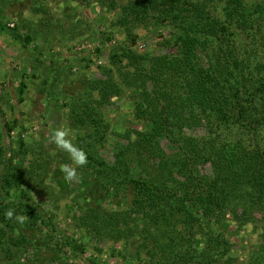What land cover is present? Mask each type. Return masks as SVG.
I'll return each mask as SVG.
<instances>
[{
  "label": "trees",
  "instance_id": "16d2710c",
  "mask_svg": "<svg viewBox=\"0 0 264 264\" xmlns=\"http://www.w3.org/2000/svg\"><path fill=\"white\" fill-rule=\"evenodd\" d=\"M96 2L109 14L102 47L111 49V75L102 85L83 82L82 94L50 95L67 107L74 96L84 100L74 143L88 155L93 190L83 203L61 207L45 185V151L0 107V264L19 261L31 247L43 251L41 243L58 264H108L101 261L106 251L117 264H219L233 247L226 222L263 224L254 213L264 214V0ZM141 29L160 33L156 44L166 53H142ZM18 30L9 31L27 49L33 37ZM132 86V107L121 114L132 126L114 140L108 163L99 155L113 139L107 111ZM162 140L177 151L168 153ZM32 180L45 190L37 192ZM101 198L124 204L110 210L96 202Z\"/></svg>",
  "mask_w": 264,
  "mask_h": 264
},
{
  "label": "rangeland",
  "instance_id": "374dc122",
  "mask_svg": "<svg viewBox=\"0 0 264 264\" xmlns=\"http://www.w3.org/2000/svg\"><path fill=\"white\" fill-rule=\"evenodd\" d=\"M91 2L92 5L84 6L72 0H0V24L8 30L0 31V107L5 119L15 122L16 128L20 129L25 124V140L34 144L37 150L43 148L42 151H45L43 154L46 162L43 161L42 168L46 176L45 185H48V190H51L57 199L62 200L61 207H64V203L75 200L83 203L88 190H93L94 178L91 171L84 166L78 168L80 179L65 181L59 170L63 161L58 157L69 155L51 142L53 132L61 125L73 130L75 142L80 130L79 115H83L86 109L84 100L74 96L71 105L67 107L64 100H60L58 96L51 98L50 95L57 92L82 94L85 88L83 82L102 85L101 83L106 82L111 75L107 68L109 66L106 65L111 56V49L107 44L102 47L108 10L99 6L96 0ZM17 27V33L22 36L30 34L33 37V42L27 49L15 41L11 35L13 31H9ZM138 33L142 36L138 41L142 53H166L165 49L156 44L161 37L160 33H148L142 29ZM37 48L43 52L42 56L36 51ZM96 48H102L101 54H97ZM114 71L117 74L115 69ZM127 89L128 96L121 100L114 97V105L107 111L113 136L118 137L114 139L115 137L111 136L112 144H107L100 150L99 155L108 163H112L115 158L117 142L114 140H120L121 133L130 130L132 126L122 115L131 109L132 104L128 97L137 90L134 86ZM82 96L86 97L87 94ZM73 108L77 109L76 113ZM17 133L18 130H14L10 138H16ZM126 141L127 139H121V144L126 145ZM162 145L168 153L177 151V148L166 140H162ZM138 155L141 156L140 153ZM137 160L142 162L140 157L135 158V164H139ZM68 162L71 163V160ZM206 170L210 172V167ZM29 182L37 192L43 188L39 187L40 183L36 180ZM121 201L101 198L96 202L113 210L116 206L124 204V199ZM254 217L263 224L256 226L245 217H242L238 224L231 221L225 223L233 247L229 256L219 264H264V230L261 229L264 225V214L254 213ZM61 232L66 233V229L63 227ZM35 236L40 237L38 233H35ZM41 244L43 251L31 247L13 264H58L57 261H52L51 250L43 248V243ZM199 246H203V242L199 241ZM107 248L110 250L111 246L108 245ZM251 252L256 254L257 259L254 261L250 258ZM101 261L117 264L118 259H111L109 251H106ZM83 263L85 262L81 261V264Z\"/></svg>",
  "mask_w": 264,
  "mask_h": 264
},
{
  "label": "clouds",
  "instance_id": "9594fccd",
  "mask_svg": "<svg viewBox=\"0 0 264 264\" xmlns=\"http://www.w3.org/2000/svg\"><path fill=\"white\" fill-rule=\"evenodd\" d=\"M56 148L68 153L71 163H62L60 172L67 182L80 179L78 168H82L88 163V155L86 151L73 142V130L65 125L58 127L52 134L51 141ZM6 218L14 217V210L9 209L5 213ZM24 217H17L20 223H23Z\"/></svg>",
  "mask_w": 264,
  "mask_h": 264
}]
</instances>
